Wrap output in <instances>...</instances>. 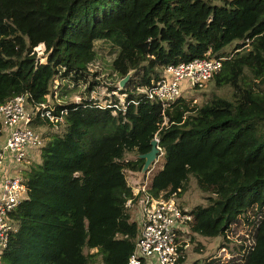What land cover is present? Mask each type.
Masks as SVG:
<instances>
[{"label": "trees", "instance_id": "obj_1", "mask_svg": "<svg viewBox=\"0 0 264 264\" xmlns=\"http://www.w3.org/2000/svg\"><path fill=\"white\" fill-rule=\"evenodd\" d=\"M96 40L113 48L119 78L133 70L122 88L106 84L128 101L115 113L89 95L102 87L91 71ZM205 55L222 57L207 81L223 91L165 108L146 96L166 64ZM56 76L85 82V94L56 104L67 109L60 130L43 133L41 162L24 170L28 195L10 212L17 228L3 264H127L141 193L125 168L141 170L136 154L155 135L163 164L148 191L178 196L193 175L209 202L190 208L191 231L220 234L228 246L230 225L244 218L254 243L224 264H264V0H0V103L21 92L44 101ZM183 249L176 264H220L212 254L185 262Z\"/></svg>", "mask_w": 264, "mask_h": 264}, {"label": "built area", "instance_id": "obj_2", "mask_svg": "<svg viewBox=\"0 0 264 264\" xmlns=\"http://www.w3.org/2000/svg\"><path fill=\"white\" fill-rule=\"evenodd\" d=\"M221 64L222 57L208 55L168 63L164 66L162 75L152 80V84L143 90L148 98L158 99L165 108L182 96L181 80H185L192 90L202 88L221 68ZM97 89L92 92L98 93L99 88ZM105 91L108 94L100 98L91 96L92 92L89 94L95 105L111 106L112 113L117 109H125L128 101L125 102L123 93H119L117 89ZM113 95L118 97L117 101L113 100ZM101 98L106 99L103 105L100 103ZM27 101L28 104L25 105ZM66 114V107L57 108L46 99L31 102L26 92L14 94L0 103V264H3L2 252L7 246L9 236L17 228L16 220L10 212L28 195L25 177L19 172H24L26 167L33 163L34 151L44 142L40 132L33 127L32 121L39 117L58 128ZM154 138L158 139L156 135ZM165 192L152 195L147 189L146 181L133 191L134 195L141 193L137 200L138 210H133V215L137 214L139 233L127 264H176L180 255L179 246H185L181 237L191 228L193 217L175 200V192L170 196H165ZM130 203L131 199H128L126 204ZM248 230L249 233L245 236V242H241L240 249L231 251V246L222 244L230 254L224 256L223 261L220 256V264L238 260L246 253L254 243L250 228Z\"/></svg>", "mask_w": 264, "mask_h": 264}, {"label": "rangeland", "instance_id": "obj_3", "mask_svg": "<svg viewBox=\"0 0 264 264\" xmlns=\"http://www.w3.org/2000/svg\"><path fill=\"white\" fill-rule=\"evenodd\" d=\"M35 50L37 55L39 56V59L41 61L45 60L46 52L44 51V45L42 43L38 44L37 46H35ZM96 50V57L91 64V71L97 70L99 78L102 79H100L99 83L102 85V87H100L101 85L99 86L100 88L98 93L91 91V96L96 95L97 98H100L101 96L108 94L105 91L107 85H111L112 83H114L119 86L118 82L120 78L116 74V72L112 71L111 69V61L115 54L113 48L108 43H101V41L96 40ZM85 84V82L80 81L76 83V85H73V82H71L68 78H59L58 76H56L51 87V92L46 96V100L52 105H56L57 103H64L70 100L79 101L81 99V96L85 94ZM212 87V79L207 81L204 87L193 90L188 85H186L185 80H181L180 82L181 95L188 99L192 98V102L195 103H201L205 101L211 96L212 91L216 93L223 91L222 88L213 89ZM95 90L98 89L95 88ZM119 96L122 98L121 94H119ZM105 101V98H101L100 103L103 105ZM27 104L28 101L25 102V105ZM37 126L38 127H34L40 132L44 141L46 140V136H44L43 133L57 131V126H54L48 122L41 123ZM60 127L58 128L59 130ZM124 156L126 158L133 157V152H126ZM37 162H41V153L39 148H36V150L34 151L33 163ZM162 164L163 157L161 155H158L156 160L150 165V168L145 173H142L141 170L133 171L129 168H125L127 181L132 186V190L135 191L142 182L146 181V183H148L152 175L162 166ZM28 167L29 166L26 167V170L28 169ZM19 174L24 176V172H19ZM207 195L208 192L199 188L195 177L193 175H190L187 189L178 196L174 195V198L185 211H189L190 208L195 204H207L209 202V198L207 197ZM137 210L138 209H136L135 212ZM134 218L137 220V214L134 216ZM15 223L17 224L16 221ZM248 229V223L244 218L233 222L231 224V228L228 229L226 234V237L229 239V241H227L229 243V246L240 245L241 242L244 243L246 240L245 236L247 233H249ZM190 233L194 236L193 241L189 239ZM181 239L185 243L183 249L185 253V262H191L194 259L202 260L210 254H213L212 256H219V261L221 256V261H223L225 260L224 256L230 254V251L227 249V247L221 244L226 240H224L222 235L220 234L215 236H205L197 232H192L191 229H189L187 232H184V235L181 237Z\"/></svg>", "mask_w": 264, "mask_h": 264}, {"label": "water", "instance_id": "obj_4", "mask_svg": "<svg viewBox=\"0 0 264 264\" xmlns=\"http://www.w3.org/2000/svg\"><path fill=\"white\" fill-rule=\"evenodd\" d=\"M133 70H129L124 76H122L118 82V87L122 88L125 82L128 80ZM161 153L160 146L158 145V139L152 138L150 140V148L146 152L136 154V157L143 158V164L141 172L144 173L149 169V166L156 160L157 156Z\"/></svg>", "mask_w": 264, "mask_h": 264}, {"label": "crops", "instance_id": "obj_5", "mask_svg": "<svg viewBox=\"0 0 264 264\" xmlns=\"http://www.w3.org/2000/svg\"><path fill=\"white\" fill-rule=\"evenodd\" d=\"M139 205V201H137L136 203H133L132 204V212L133 210H136L137 209V206Z\"/></svg>", "mask_w": 264, "mask_h": 264}]
</instances>
